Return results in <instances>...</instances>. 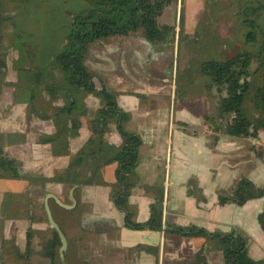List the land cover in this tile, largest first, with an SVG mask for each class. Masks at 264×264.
<instances>
[{"label":"crops","instance_id":"1","mask_svg":"<svg viewBox=\"0 0 264 264\" xmlns=\"http://www.w3.org/2000/svg\"><path fill=\"white\" fill-rule=\"evenodd\" d=\"M17 51L20 54L19 58H13L14 65L5 62L3 75L0 71V147L20 164L19 174L25 177H0V192L3 194L0 198V264H52L45 250L53 239V229L45 211L44 217L40 216L39 203L44 208V199L51 194L62 204L71 205V191L75 201L71 209L49 199L52 216L58 226H62L67 241L64 261L61 262L58 254L53 264H196L195 254L202 248L206 264H224L216 239L125 227V213L114 206L111 198L112 192L119 187L115 179L116 163L105 166L96 180L98 183L91 185H69L53 179L50 183L44 182L46 178L66 175L72 158L91 132L88 119L82 118L78 135L69 140L67 150L60 155L54 154L53 149L58 146L44 142V139L55 134V126L51 119H41L38 110L46 108L49 113L48 109L56 106L55 102L43 96L40 89H31L36 92L32 98L30 89L17 85L20 68L30 66L24 62L26 59H22V51ZM115 52L118 61H122L121 56L129 60L128 50ZM2 55L0 50V57ZM132 55L137 61L139 57L146 61V52L138 51ZM116 67H119L118 63L113 66ZM123 80L111 79L110 91L117 107L129 115L124 129L140 139L137 165L131 180L133 186L126 198L127 215L130 214L134 223H145L162 188L163 229L167 226H194L207 233L219 234L237 230L248 239V256L264 261V232L257 222V216L264 209V198L250 200L243 206L219 205L217 198L218 193L232 190L242 174L246 176L245 168L250 170L246 178L256 186L264 187V131H259L256 139L224 135L215 145L211 144L209 130L181 126L170 129V112L164 109L159 123L157 108L150 105L146 109V105H141L146 99L152 103L151 99L157 97L158 101L159 96L146 94L141 80L131 85L130 80L127 83ZM174 102L171 101V105ZM84 105L90 111V118L101 108L99 99L92 95L85 98ZM179 122L195 128L193 122L182 120L181 116ZM15 135L26 139L10 144ZM104 139L115 147L123 144L113 123ZM78 173L83 174L75 171L76 175ZM66 177L71 179L69 175ZM192 180L202 191V199L187 191L188 186L194 189L190 185ZM33 188L35 201L23 204L24 195ZM60 213H63L62 219L58 217Z\"/></svg>","mask_w":264,"mask_h":264},{"label":"trees","instance_id":"2","mask_svg":"<svg viewBox=\"0 0 264 264\" xmlns=\"http://www.w3.org/2000/svg\"><path fill=\"white\" fill-rule=\"evenodd\" d=\"M236 1L240 3L238 14L247 19L253 16L258 17L259 11H264L263 0ZM41 3H43L41 0H0V27L15 24L14 17L7 16L10 15L9 11L12 10L13 14L16 16L19 14V18H22L27 12L21 9L20 5L25 4L30 13L32 9L41 10L43 6ZM60 3L68 9V20H64L63 25L55 26L54 29L61 34L63 41L62 43H57L58 40L55 42L56 50H47L55 52L47 56V62L57 68L56 74L63 75L61 81L68 87L56 85L51 80H44V74L42 75L39 69L42 67L35 64L20 68L17 85L27 90L40 89L43 96L49 97L52 102L62 101L61 105L49 108V113H46V108L38 110L41 113V119L49 118L55 126V134L44 139V142L58 146L53 149L54 154L60 155L62 151L67 150L69 140L78 135L82 118L88 119L91 136L72 158L65 176L46 178L44 182L50 183L53 179L55 182L69 185L79 183L91 185L98 183L96 180L99 179L105 166L116 163L115 179L119 187L117 191L112 192L111 198L114 206L125 213V227L132 230H163L165 233L216 239L223 253L224 264H264V261H256L248 256V239L237 230L219 234L207 233L194 226H167L163 229L160 206L163 201L162 188L151 205L150 217L145 223H134L130 214L127 215L126 198L133 186L131 180L137 165L140 139L124 129L129 115L117 107L113 93L104 87L98 89L95 86V76L87 66L88 48L95 41L129 34H139L143 40L153 45L172 42L174 28L158 23L167 2L164 0H66ZM15 26L20 29L21 34L17 33L13 38L21 41L20 36L26 34L23 28L26 24L21 21ZM259 33L261 42L255 55H252V52H237L225 60L203 62L199 67L200 73L209 82L225 92V95L219 99L217 109L218 127L215 128L217 133L234 138L256 139L258 132L264 131V31L259 30ZM44 34L47 35L46 32ZM41 39L44 41L45 37L42 36ZM246 40L248 43H254L252 32L246 35ZM15 41L17 43L14 45L15 48L22 49L20 50L22 51L21 57L26 59L24 62L28 63L27 56H32L31 50L36 45V41L31 39L26 42L21 41V43ZM38 47L41 46L38 45ZM43 51L46 50L40 53ZM254 57L257 58L258 65L252 70L251 63ZM5 68V60L1 56L0 71L3 73ZM51 70L52 67H49L48 74ZM63 78L65 81L62 80ZM33 90H31L32 98L36 93ZM88 95L98 98L101 105L98 113L92 115L91 118L89 117L90 111L84 105ZM245 103H248L247 106L244 105ZM112 123L116 125V130L123 139V144L119 147L108 144L104 139L108 126ZM19 167L20 164L8 157L3 147H0V177L12 179L25 177L20 176ZM75 171H81L83 174L76 175ZM67 175L71 177L70 180L66 177ZM217 198L219 205L243 206L250 200L264 198V187H258L248 179H241L230 194L220 192ZM257 222L264 232V209L257 216ZM52 233L53 239L46 248L45 255L53 264L58 258L57 250L60 247V240L54 230ZM29 244L28 237L27 252ZM202 249L195 254L196 264H201V262L206 264Z\"/></svg>","mask_w":264,"mask_h":264},{"label":"rangeland","instance_id":"3","mask_svg":"<svg viewBox=\"0 0 264 264\" xmlns=\"http://www.w3.org/2000/svg\"><path fill=\"white\" fill-rule=\"evenodd\" d=\"M41 1L43 2L41 3L43 5L41 10L32 9L30 13L29 8L25 4L20 5L21 9L27 12L26 15L22 16L23 19L19 18V14L17 16L13 14L12 10L8 12L10 15L7 16H13L15 24L19 25L21 21L25 22L26 26L23 28L26 34L20 36L22 42L30 39L36 41V45L31 50L32 56H27L28 64L41 66L42 68L39 69L41 74H44V80H51L56 85L68 87L61 81L63 75L56 74L57 68L47 62V56L55 53L47 50H56L55 42L58 40L57 43H62L63 41L61 34L54 28L55 26L63 25L64 20H68V9L60 3V1L65 2L66 0ZM164 1L167 2V5L159 17L158 23L174 28L172 42L153 45L143 40L139 34L114 36L98 40L90 44L88 48L87 66L95 76L94 82L97 88L102 86L110 91L111 79L114 77L115 79L124 78L123 81L125 83L130 80V85L141 80L146 87V94H151V97L159 96L158 101L160 103L157 101V97L151 99L152 103H149V99H146V103H141L142 106L146 105V109L150 105L152 108H157L160 112L157 120L159 123L164 116L161 110L164 109L167 113L170 112L168 122V126L171 125L170 129L172 126H174L173 128L181 126L183 128L209 130L208 141L215 145L224 136L221 133H217L215 128L218 127L217 109L219 99L222 95H225V92L220 91L219 88L209 82L200 73L199 67L203 62L225 60L237 52L246 51L255 55L261 42L259 30L264 31V11H259L260 15L254 21L256 27L249 29L245 24L248 20L238 14L240 3L236 0ZM235 14L237 15L235 16ZM16 21L19 22L17 23ZM15 24L10 26L1 25L0 27V50L4 54V56L2 55L3 59L9 65H14L12 64L13 58H19L18 54H20L17 50H22L14 46L17 45L15 40L21 43L20 40H14L13 38L17 33L21 34L20 29L16 28ZM45 32L47 35L44 34ZM249 32H252L254 36V43H248L246 40V35ZM42 36L43 38L45 37L44 41L41 39ZM38 45L41 47H38ZM42 50L46 51L40 53ZM115 50H128L129 60L123 56H121L122 61L115 59ZM138 51L143 54L146 52V61L145 59L143 61L140 60V57L137 61V57L132 55L138 54ZM116 63H118L119 67L114 69L113 66ZM251 64V68L254 70L258 65L256 57L253 58ZM49 67H52V70L48 74L47 70ZM54 71L55 74H53ZM58 72L61 71L58 70ZM62 80L65 81L64 78ZM138 84L142 85L140 82ZM170 96L172 98L169 101ZM173 100L176 103L174 102V105H171L170 102ZM61 102H55V105L59 106ZM247 104L245 103L244 105L247 106ZM180 116L182 120L193 122L195 128L179 122ZM188 134H191V132ZM20 139L24 142L26 138L23 136L16 138L15 135L10 140V144L14 143V141L19 142ZM257 145L258 142L256 143ZM247 149L248 147H246ZM218 158L219 156L216 157V159ZM244 170H246V176L242 174L240 180L247 179V172L250 170L249 168ZM190 183L195 189L188 186L187 191L202 197V191L197 188V183L193 181ZM230 193L231 189L226 191L225 194ZM35 194L34 188L26 192L22 203H29V200L34 202ZM2 195L0 192V198ZM37 198L41 199L40 197ZM40 204L38 210L43 218L45 209ZM21 210L25 212L24 208ZM58 217L62 219L63 213H60ZM62 225L66 227L63 223ZM13 246L15 245L13 244Z\"/></svg>","mask_w":264,"mask_h":264},{"label":"water","instance_id":"4","mask_svg":"<svg viewBox=\"0 0 264 264\" xmlns=\"http://www.w3.org/2000/svg\"><path fill=\"white\" fill-rule=\"evenodd\" d=\"M70 197H71V200H72V204L71 205L62 204L59 199H57L54 195H51V194H47L45 199H44V209H45L47 221H48L50 227L57 233L58 238L60 240V244L61 245L59 247L58 254L60 256L61 262L64 261V252H65V250L67 248V241H66V238H65L63 232L61 231L60 227L55 222V220H54V218L52 216V213H51V210H50V207H49V199L52 198V199H54L57 202L58 205H60V206H62L64 208H67V209H71L75 205V201H74V198H73L72 191L70 192Z\"/></svg>","mask_w":264,"mask_h":264},{"label":"flooded vegetation","instance_id":"5","mask_svg":"<svg viewBox=\"0 0 264 264\" xmlns=\"http://www.w3.org/2000/svg\"><path fill=\"white\" fill-rule=\"evenodd\" d=\"M257 17H253V18H246L247 20H248V22H246L245 24L249 27V29H253L254 27H256V24H254L255 22V19H256ZM250 33V32H249ZM147 42V41H146ZM94 84H95V82H94ZM95 86H96V84H95ZM101 88V87H100ZM99 89V88H98ZM57 220V219H56ZM56 222V221H55ZM58 223V222H57ZM60 225V224H59ZM60 227V229H61V231L63 232V228H62V226L60 225L59 226ZM57 234V233H56ZM64 234V233H63Z\"/></svg>","mask_w":264,"mask_h":264}]
</instances>
